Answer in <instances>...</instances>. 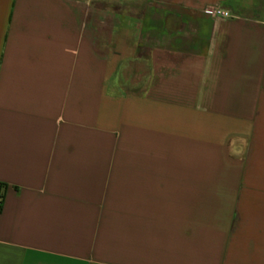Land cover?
I'll return each instance as SVG.
<instances>
[{"label":"crops","instance_id":"crops-1","mask_svg":"<svg viewBox=\"0 0 264 264\" xmlns=\"http://www.w3.org/2000/svg\"><path fill=\"white\" fill-rule=\"evenodd\" d=\"M0 182V264H264V0H0Z\"/></svg>","mask_w":264,"mask_h":264},{"label":"rangeland","instance_id":"rangeland-1","mask_svg":"<svg viewBox=\"0 0 264 264\" xmlns=\"http://www.w3.org/2000/svg\"><path fill=\"white\" fill-rule=\"evenodd\" d=\"M102 3L121 10H127L134 14H139L145 0H101Z\"/></svg>","mask_w":264,"mask_h":264},{"label":"trees","instance_id":"trees-1","mask_svg":"<svg viewBox=\"0 0 264 264\" xmlns=\"http://www.w3.org/2000/svg\"><path fill=\"white\" fill-rule=\"evenodd\" d=\"M98 3H100L98 1ZM6 188V185L0 182V212L3 208V202H4V190Z\"/></svg>","mask_w":264,"mask_h":264},{"label":"built area","instance_id":"built-area-1","mask_svg":"<svg viewBox=\"0 0 264 264\" xmlns=\"http://www.w3.org/2000/svg\"><path fill=\"white\" fill-rule=\"evenodd\" d=\"M213 13L215 15L224 16V17H228L230 15L229 12L221 10V9H216V10L213 11Z\"/></svg>","mask_w":264,"mask_h":264}]
</instances>
